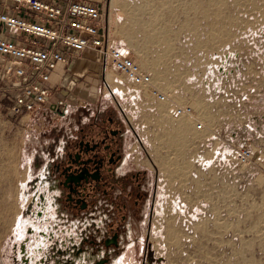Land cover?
<instances>
[{"label": "rangeland", "instance_id": "rangeland-1", "mask_svg": "<svg viewBox=\"0 0 264 264\" xmlns=\"http://www.w3.org/2000/svg\"><path fill=\"white\" fill-rule=\"evenodd\" d=\"M101 2L111 42L172 96L159 101L109 65L113 85L102 68L66 98L70 111L120 103L151 156V250L115 264H264V0ZM183 104L194 116L174 114ZM64 119L49 105L17 120L0 110V264H16L36 160ZM240 145L259 156L246 169Z\"/></svg>", "mask_w": 264, "mask_h": 264}, {"label": "flooded vegetation", "instance_id": "flooded-vegetation-1", "mask_svg": "<svg viewBox=\"0 0 264 264\" xmlns=\"http://www.w3.org/2000/svg\"><path fill=\"white\" fill-rule=\"evenodd\" d=\"M49 107L65 119L36 160L15 263L145 260L155 193L151 156L135 144L125 114L111 104L70 111L61 95Z\"/></svg>", "mask_w": 264, "mask_h": 264}, {"label": "built area", "instance_id": "built-area-1", "mask_svg": "<svg viewBox=\"0 0 264 264\" xmlns=\"http://www.w3.org/2000/svg\"><path fill=\"white\" fill-rule=\"evenodd\" d=\"M105 14V4L92 0H0V110L16 120L38 113L63 91L68 68L89 52L104 68L105 85L111 86L107 80L110 65L134 87L146 88L159 101H169L171 93L111 42ZM136 93L131 97H140ZM174 114L191 117L194 110L183 104L175 107ZM197 126L202 128L201 123ZM258 159L255 148L238 147L241 168L251 167Z\"/></svg>", "mask_w": 264, "mask_h": 264}, {"label": "crops", "instance_id": "crops-1", "mask_svg": "<svg viewBox=\"0 0 264 264\" xmlns=\"http://www.w3.org/2000/svg\"><path fill=\"white\" fill-rule=\"evenodd\" d=\"M63 1H68V0H63ZM92 1L102 4L101 0H92ZM102 68L103 67L101 64L95 62L94 60H90L88 58V53H86L83 57L75 60V62L68 68L62 80L64 90L58 95L68 98L70 94L73 92V87L76 86L77 80L85 76L84 80H86L85 82L87 85L89 84L90 78H92L94 75L96 77L99 76V73ZM93 83L96 85V82ZM90 91L93 92V89H90ZM68 108H69V104H68Z\"/></svg>", "mask_w": 264, "mask_h": 264}, {"label": "bare ground", "instance_id": "bare-ground-1", "mask_svg": "<svg viewBox=\"0 0 264 264\" xmlns=\"http://www.w3.org/2000/svg\"><path fill=\"white\" fill-rule=\"evenodd\" d=\"M149 62H150V61H149ZM151 62H152V61H151ZM142 65H143V64H142ZM152 65H153V64H152ZM161 75H162V74H161ZM110 77L112 78V76H109V75L107 76L108 81L111 83L110 85H113V81H114V80L112 81L113 78L111 79ZM158 77H159V76H158ZM160 78H162V77H160ZM153 79H154V78H153ZM156 79H157V78H156ZM159 80H160V79H159ZM164 80H165V79H164ZM154 81H155V80H154ZM162 81H163V80H162ZM160 82H161V81H160ZM166 84H167V83H166ZM160 87H161V86H160ZM164 104H165V103H164ZM165 105H166V104H165ZM161 106H162V105H161ZM161 108H162V107H161ZM166 109H167V108H166ZM166 109H165V110H166ZM162 111H164V110H162ZM167 111H169V110H167ZM170 111H171V110H170ZM187 122H188V121H187ZM186 124H187V123H186ZM186 124H185V125H186ZM18 219H19V218H18ZM16 225H17V224H16Z\"/></svg>", "mask_w": 264, "mask_h": 264}]
</instances>
